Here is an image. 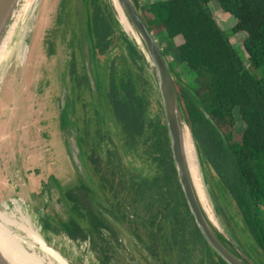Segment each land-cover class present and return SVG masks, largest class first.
I'll use <instances>...</instances> for the list:
<instances>
[{"label":"trees","instance_id":"16d2710c","mask_svg":"<svg viewBox=\"0 0 264 264\" xmlns=\"http://www.w3.org/2000/svg\"><path fill=\"white\" fill-rule=\"evenodd\" d=\"M133 1L160 46L168 48L171 72L185 68L197 86L190 91L176 84L201 155L242 217L250 240L241 246L256 264H264V76H258L264 68V0H167L145 7ZM88 13L104 108L122 132V147L131 152L136 142L153 143L151 152L159 154L155 161L162 171L153 179L123 176L120 181L130 214L143 209L146 220L133 221V229L114 205L116 215L157 264H226L201 235L182 194L165 122L159 113L150 115V106H159L151 85L131 60L121 69L106 59L111 46L123 39L109 6L105 0H88ZM218 19L232 26L224 29ZM237 36L242 40L234 45L231 39ZM48 54H54L52 44ZM66 197L72 204L70 222L59 230L46 221L49 229L78 242L107 231L117 238L85 190L79 195L68 191ZM102 251L108 263L109 252Z\"/></svg>","mask_w":264,"mask_h":264},{"label":"rangeland","instance_id":"374dc122","mask_svg":"<svg viewBox=\"0 0 264 264\" xmlns=\"http://www.w3.org/2000/svg\"><path fill=\"white\" fill-rule=\"evenodd\" d=\"M137 1L140 7H145L167 0ZM60 2L61 0L42 1L37 19L33 25L34 29L27 36L29 46L33 42L34 36L36 38V56L29 63L28 61L24 62L17 70L16 67L9 68L0 81V203L6 202L11 204L10 200L12 199H21L25 202L27 209L22 210V214L15 212V215L18 218L20 216L26 217L30 224L34 226L35 232L37 230V237L46 242L50 249L57 251L68 261V264H157L145 252L134 246L128 236V233H130L129 226L125 222L124 225H121L122 232L117 233V238L115 236L112 237L111 233L105 230L107 232L105 233L106 235L102 236L103 238L91 237L79 242L69 237L66 233H56L52 229L48 231L44 227V220L47 219V215H53L54 211L59 214L62 213L59 204H55V209L52 207L44 208L45 205H48L50 199L53 198L58 201L57 195L51 196L53 190H51L49 197L41 195V181H47L49 173L46 170L48 166L55 167L58 175L57 178L61 181L63 187H72L74 190L80 187L77 175H75L64 152L63 137L59 132L60 118L55 108V103L60 95L64 72L68 71L66 77L69 85H71L72 74L70 75L69 71L71 69L75 70L76 76L79 75L82 78L84 77V68L80 57H78V61L76 57L73 60L74 50L71 48L72 46L66 45V42L69 43L71 37L70 27L65 32L67 34L66 42L63 43L61 37L65 33L61 34V31L65 28H57L55 24L59 14L58 8L60 7ZM78 2L81 11L82 0H78ZM218 22L224 29L232 26V24L226 26L227 23L219 19ZM157 40L158 43H161L159 39ZM241 40L242 36L231 39L234 45H239ZM47 41H53L56 52V55L54 54L51 59L47 57ZM76 41L78 42L77 39ZM161 48L163 52L165 50L169 51L164 45ZM106 59L108 63L114 62L116 65L121 66V69H124L123 65L128 64L126 62V60H129L127 49L121 40L116 41L111 46ZM71 62H75L76 65L72 66ZM169 65L171 66L170 63ZM143 67H145L143 64H139V66L133 65L135 72L138 73L140 71L144 75L143 79L147 81L149 80V76ZM173 72L175 81L179 85L185 86L190 91L197 88L193 79L189 77L188 70L180 66ZM258 76H264V68L258 72ZM79 84L80 90L76 98V106L77 112L80 111V108L83 112V120L81 122L86 129V134L87 126L90 125L87 121L90 119L97 120L102 127L99 132L102 133L104 131L105 136V139H102L105 142L101 147V152L104 153L106 149H111L112 144L114 146L117 145L119 148L118 151L124 165H117L120 166L118 167L119 169L113 167L117 176L115 181L117 182L118 180L119 188H122L120 181L123 176H128V178L135 176L137 178L153 179V177L155 178L157 175H160L162 171L158 167L159 162L155 161L159 154L151 152L153 143H149L148 146L144 144L145 147L142 142H136L133 151L126 152L124 150L123 152L121 147L122 132L120 128L115 126L110 114L106 110L105 115L103 114L105 120L96 115L91 95L87 91L86 81L84 80ZM104 90L101 87L102 94ZM70 96L71 99H74L72 91L70 92ZM153 101H157L156 96ZM96 104L99 108L98 102ZM104 107L105 102L103 100ZM150 107V115L154 117L159 113L160 118L164 121L160 105H152ZM240 130L241 128L238 126L237 131L239 132ZM96 131L98 132V130ZM107 155L108 153L106 152V158ZM103 158L105 159L104 156ZM202 159L203 162L201 160L200 164L207 194L211 205L215 208L218 206L219 208L220 214L217 215V218L224 229V233L236 243L249 242V236L244 230L242 217L234 201L223 190L215 170L204 157ZM56 192L57 190L55 189ZM104 195L105 197L102 200L99 197L93 200L96 208L102 209L104 215L108 216L110 209L113 208V200L110 191L104 190ZM13 208L10 205L8 211L11 213ZM142 210L134 209L132 214L129 213L131 215L129 219L135 221V224H137L136 222L139 224L141 221L146 220L148 216L146 217ZM2 211L3 208L0 205V212ZM11 228L15 231L16 235L25 237L22 230H17L14 226H11ZM36 244L39 245L37 242ZM103 247L110 248L108 250L109 253L107 252V255L110 257L108 263L105 262L104 258L102 261Z\"/></svg>","mask_w":264,"mask_h":264},{"label":"water","instance_id":"95a60500","mask_svg":"<svg viewBox=\"0 0 264 264\" xmlns=\"http://www.w3.org/2000/svg\"><path fill=\"white\" fill-rule=\"evenodd\" d=\"M105 1L112 12L117 30L122 35L123 39L121 40L127 49L129 60L137 66H139V64H143L145 66L143 68H145L148 73L149 80H147V82L151 85L163 113L172 159L181 191L201 235L209 247L226 264H256L243 249L240 242L236 243L232 238L230 239L224 233V229L217 218V215L220 214V211H218L219 208L218 206L215 208L211 205L204 178L203 185H205V195L212 209L211 212H213V215L216 218V222L210 218L211 215H208L201 203L200 194L193 183L185 158L183 147V134L185 130H188L191 134L199 164L201 160L203 162L201 151L177 89L176 84L178 83L175 81L174 74L170 70L169 62L164 55L158 40L154 37L153 33L143 21L133 0ZM24 3L25 0H0V45L6 37L9 27L15 21L17 13L23 7ZM58 9L59 14L55 21L57 28H65L61 31V34H64L69 27L71 29L69 43L66 42V33L61 37L63 43L66 42V45L72 46L71 48L74 50L73 60L75 57L76 60L78 57L82 60L84 76L87 81L86 87L87 91L91 95V101L95 108V113L97 116H100L103 120H105L103 118V114L105 115V108H103L99 67L97 61L95 60L94 45L89 26L88 0H82L81 11L78 0H61L60 7ZM118 9H120L126 23L128 24L130 33L125 30L121 22L118 15ZM73 31H75L77 35L76 39L78 42L74 39ZM35 39L36 38L34 36L32 49L27 60L28 63L37 54V41ZM47 43L48 53L52 44L54 54L56 55L53 41H47ZM128 47L135 54V59L133 58L132 53L129 52ZM48 53V56H46L51 59L54 54L49 55ZM74 64L76 65V63L73 62L72 66ZM70 66H68V68H70ZM67 74L68 71L63 74L60 95L55 103V108L59 113V132L63 137V148L67 156L66 158L68 159V162H70V166L79 180L80 184L78 185L80 187L77 189L85 190L86 196L96 212L100 214V216L104 218L117 233L122 232L121 225H124V222L116 215L114 205L113 208L110 209L109 215L106 216L104 215L102 209L96 208L94 204V198L99 197L102 200L105 197L104 190L88 157V150L85 142L86 129L81 122L83 120V112L80 107V111L77 112L76 98L79 95L80 85L76 81V78L79 75L76 76V71L71 69L69 71V74H72L71 85H69V81L66 77ZM141 76L144 77L143 74H141ZM71 91L72 95H74V99H71ZM97 102L99 104V108L97 107ZM204 113L207 119L211 120V117L206 112ZM46 172H48L49 175L47 177V181H41V195L49 197L51 190H53L51 196L57 195L58 201L52 198L48 202V205H45L44 208L52 207L55 209V204H59L61 206L62 213L59 214L54 211L53 215H47V219L44 220L45 225L46 221H48L55 228L61 230L70 222L72 204L66 197V192L72 190L73 188L63 187L61 181L57 178L58 175L55 167L48 166ZM55 189L57 190V194L55 193ZM51 203L52 205H50ZM45 225V229L50 231V229ZM128 236L136 248L145 252L131 230L130 233H128ZM10 259L12 258L10 257ZM0 264H10L1 251Z\"/></svg>","mask_w":264,"mask_h":264},{"label":"bare ground","instance_id":"6f19581e","mask_svg":"<svg viewBox=\"0 0 264 264\" xmlns=\"http://www.w3.org/2000/svg\"><path fill=\"white\" fill-rule=\"evenodd\" d=\"M42 1L25 0L23 7L17 13L15 21L9 27L6 37L0 45V81L9 68L16 67L17 70L28 60L33 42L29 46L27 36L34 29L33 25L37 19ZM118 15L125 30L130 33V28L120 9H118ZM183 147L187 166L191 173L193 183L200 194L201 203L208 215H211L210 218L216 222V218L213 212H211L212 209L205 195L203 175L194 143L188 130H185L183 134ZM10 201L11 204L6 202L0 203L3 208V211L0 212V251L7 261L10 264H68V261L57 251L50 249L46 242H43L37 237V230L35 232L34 226L30 224L26 217L20 216L18 218L15 215L16 213L22 214V210L27 209L25 202L21 199H12ZM10 205L14 207L11 213L8 211ZM11 226H14L17 230H22L25 237L16 235ZM36 242L42 247L37 245Z\"/></svg>","mask_w":264,"mask_h":264},{"label":"flooded vegetation","instance_id":"af4514ba","mask_svg":"<svg viewBox=\"0 0 264 264\" xmlns=\"http://www.w3.org/2000/svg\"><path fill=\"white\" fill-rule=\"evenodd\" d=\"M91 107H92V105H91ZM87 122H88V124L90 123V125L87 126L88 130H87V134H86V143L88 146L87 150H88V156L90 158L91 164L95 168L94 170H97L98 174L97 173L96 174H97L98 178L102 180L101 186L103 187V190L111 192L113 205H116L117 210L120 212L121 216L125 215L126 221L128 223H131L132 224L131 226L133 227V229H135L134 224L132 223L133 220L129 219L131 217V215L129 214L131 212L130 206H129V204H127L123 201L124 194L120 192L121 190H120L119 185H118V180H117V182L115 181L117 176L115 175V171H114L113 167L119 169L118 167H120V166H117V165H122V166L124 165L122 158L120 157V152L118 151L119 148L117 145H115L117 148L116 149L114 144H112L111 149H106L104 151V153H102L101 147L103 146V143L105 142V140L104 141L102 140V139H105L104 131L102 133L99 132V130H101L102 127L99 125V122H97V120L90 119ZM96 130H98V132ZM121 147H122V145H121ZM122 149H123V147H122ZM106 152L108 153L107 158L105 156ZM123 152H124V149H123ZM102 155L105 157V159L103 158ZM108 156H109V158H108ZM115 158H116V160H115ZM126 177L128 179V176H126ZM70 191H73V193L77 194V195H79V193H80V190H78V189L77 190L72 189ZM117 192H119V193L116 195ZM88 201H89V199H88ZM123 205H125L124 209H123ZM120 206L122 207V209L120 208ZM134 232H136V231H134ZM135 234H136V236L140 235V234L137 235V233H135ZM105 249L107 251L110 250V248H108V247H105Z\"/></svg>","mask_w":264,"mask_h":264}]
</instances>
